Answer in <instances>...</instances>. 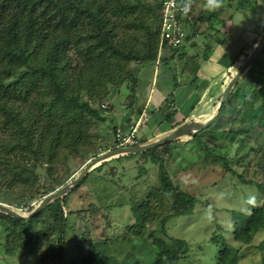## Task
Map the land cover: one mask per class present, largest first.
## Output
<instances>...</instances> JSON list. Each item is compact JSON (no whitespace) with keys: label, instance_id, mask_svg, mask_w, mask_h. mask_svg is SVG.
<instances>
[{"label":"rangeland","instance_id":"374dc122","mask_svg":"<svg viewBox=\"0 0 264 264\" xmlns=\"http://www.w3.org/2000/svg\"><path fill=\"white\" fill-rule=\"evenodd\" d=\"M199 1L203 5V9L209 11H203V17H206L207 20L200 22V24L197 22L200 28L197 35L191 38L188 43L186 42L187 44L185 43L183 47H179L183 54L182 58L176 55L175 59L169 61L166 65L161 63L160 65H155V68L154 66L148 67L150 72L149 74L147 73V76L146 73H142L144 67L147 65L144 67L140 66V64L130 65L134 78L139 75L137 77L139 79L137 89H139V94L142 98L136 97L137 94L135 96L131 95L129 93L131 86L123 85L119 89L110 90L108 96L101 103H99L97 98H93L92 101L90 100L89 103L93 107L101 109V120L96 121L85 117V119L91 120V124L85 126L86 130L82 128L85 135L86 133L88 134V136L86 135L87 138H85L87 144H80L76 149L72 147L66 148L65 146H58L54 149L47 145L49 139H45L49 138L50 135L58 134L56 127L63 128L65 122L63 119H59L62 114L60 104L43 103L39 98L37 89L34 90L26 103L22 98L14 99V97L9 99L8 103L13 101V105L11 107L8 105L10 110L7 113L6 121L4 120L5 115L0 114V126L4 127L11 123L14 124L17 120H24V118L28 120V117L24 114L25 112H30L32 116L31 121H29L31 127L29 130L31 133L30 146L37 150H40L43 146L46 151L44 159L47 161H41V164L37 165L40 168L37 169L36 173L41 179L42 184L47 186L48 182L54 180L53 177L59 178V176H63L66 179L65 176L69 177L71 175L70 178H72L75 173L77 175L80 174L83 170L82 168L96 156L114 150V127L119 124L117 127L127 132L128 127L133 122L129 126L127 122L122 124L121 118L115 115L117 112L121 113V111H124L126 106L132 108L133 117V115L135 116L140 112L142 102L144 107L148 103L151 104L150 121L145 127H143L144 125L139 126L137 130L139 137H144L148 133L147 137L150 139L154 136H159L160 133H171L170 126L164 129L161 125L162 121L168 123L162 114L165 115L166 112L171 110L166 109V106L169 104L166 100L169 94L171 95V99L172 95L174 99V91L178 85H182V87L186 86V89L182 90V92L192 89L196 91L197 96L201 94L203 84L199 81H194L189 71L190 69L193 72L195 71L194 69L197 64H194V62H202L205 57H208L209 49L206 50L208 43H210L211 49V47L215 48L219 43V45H222L228 41L226 46H229L230 49L227 51L230 58L235 60L241 49L247 46V36L245 35H247L249 25L253 22V11L239 9L237 5L238 0L233 2L223 0V5L219 9L229 11L231 17L233 16L232 22L237 24V26L233 27L228 39L226 36L220 34H217L213 39H209L210 33L219 29L218 22L215 16L212 15V11L205 7L206 0ZM151 2L152 0H149V3ZM193 7V17L197 19L199 17L198 3L194 4ZM253 8L254 2L251 1L250 9L253 10ZM184 29L188 34L189 27H185ZM123 32L125 33V30L121 27L120 34ZM241 35L244 38H241ZM68 56L71 66H74L77 62L75 54L69 53ZM242 59L243 56H238L236 61L240 64ZM260 63L261 65L259 66ZM254 65L252 66V73L249 74L250 77L248 79L244 78L241 85L242 94H247L255 89L256 81H260V87L264 89V53L258 57ZM229 79H226L225 84L230 82ZM175 85L176 88L173 89ZM128 95H131V97H127ZM197 96L195 97L197 98ZM33 98L37 102L36 106H31V103L35 101ZM80 98L83 101L86 100L85 93H82ZM197 99L200 103L195 104ZM197 99L185 104L178 103L179 106L181 104L178 111L183 115L182 117L185 121L194 118L199 124H202L214 117L216 106H214V111H212L210 97L207 95ZM240 100V96L236 95L232 101L227 102L219 112V118L210 124L213 129L218 124L215 132L224 131L229 126L238 132L244 131L242 134L237 133L235 135L232 145L231 142L228 146H225L226 142L224 141H220V144H217L218 142L215 140L208 141L205 144L209 146V149L205 152L198 145L202 141V137L194 140L191 136H185L158 148L157 153L161 157L157 156L164 158L160 163H154L156 159L151 158L154 161L152 162L149 156L142 157L141 154L137 153L109 159L103 163L101 169L90 171L79 184L78 189L66 195L64 205L68 212L72 211L75 213L77 212L76 210H88L90 206H95L98 208V211L93 216L81 213L79 216L80 221L78 217L77 219H75V216L68 217V220L72 223V231H69L65 236L67 240L66 245L63 247L64 259L61 264H72L73 259H77V256L85 254L74 243L75 235L82 232L84 228L89 233L85 237L87 241H98L87 247L89 254L102 252L105 257L111 260L113 255H117V259L124 258L132 261L133 256L137 253L136 257L138 259L136 260L138 261L136 263H139L141 259L138 252H141L142 249H148L150 243L153 242V236H155L157 240L166 243L170 249H173L172 239L181 240L187 244V251L177 264H220L217 262V259L221 258L220 252L223 249V245L216 244L213 237L221 232L224 235L225 242L231 246V248L226 250L231 249L233 251L234 248L236 249L238 255V262L236 264H264L263 233H257L250 244L242 245L233 240V229L232 234L230 231V228H233V225L231 227V223L233 222L234 214H250L254 208L262 204L263 198L260 197L257 188L249 184V182H260V178L253 174L250 167H240V179L228 174L223 170L222 161L219 158L223 152H225L231 161L241 156V154L236 155L239 151L237 141L239 137H247L246 145L250 144L252 140L254 146H258L264 137V134H262L263 129L257 124L256 129H251L255 134L246 128V125L240 126L238 124L241 117L235 112L237 108L236 104H239ZM132 104L133 106L131 107ZM161 105L163 106L162 109L164 108L161 112L162 114H160L162 117L159 118L158 122L154 123L155 109L157 110ZM2 106L0 104V108ZM52 106L55 108V112L50 111ZM111 106H113V112L108 118V109ZM260 106L261 102H257L256 108L258 109ZM172 107L171 112L174 111L175 113L172 114V119L169 121L170 125L176 124L177 109L175 101ZM241 110L244 115L248 114L249 110L245 101ZM126 112L130 113L129 111ZM205 116H209V119H205ZM51 124H54V127L52 131H49L48 128ZM82 129L78 125L74 129L75 133L73 137L78 134L82 135ZM156 130H160V132ZM154 131L155 133L153 134L152 132ZM10 135L11 137L6 133L0 132V141H4L6 145L5 149L0 150V173L4 176L0 177L1 184L5 180L21 179L22 177L23 181H25L31 177V173L29 171L23 172L22 164L25 165L26 169H30V166H33L34 163L32 158L28 159V154L22 157V153L17 151L19 141L24 136L20 137V133L17 130H12ZM210 135H212L211 133H209V137L213 138ZM64 136H68V134L66 133ZM40 141H42V144H40ZM22 144L23 146L25 145V140ZM219 146H224V148L221 150ZM7 149H11L12 151ZM51 154H56L55 159L47 156ZM27 159L28 161H26ZM50 164H57L56 169L52 170L53 174L50 173ZM159 164H163L162 173L172 182L173 187L183 194L196 199L191 214L177 217L170 216L172 202L167 198H162L161 186H159ZM19 166H22V168ZM21 169L23 175H16V173H20ZM47 172L51 178L48 177ZM55 173L57 174L56 176ZM70 178L67 182L73 180H70ZM55 185L53 183V186ZM37 203H39L38 200L32 199L27 204L28 206L20 210V214L27 215L31 211L29 208H33ZM143 203L145 205L143 211H141L138 206ZM66 209L64 210L67 212ZM87 217L89 221H87ZM165 217L171 218L162 222L161 220ZM136 223L137 225L144 224V245H142L141 240L135 239L132 235L135 229L137 230ZM128 226L132 227L127 229ZM124 236L125 238L123 239ZM16 237L18 238V233H16ZM105 239H107V242H104ZM109 241L112 244L108 243ZM4 242L5 234L0 226V264H54V258L47 251L49 244H32L21 250L16 245L18 254L16 253L13 257H7L5 256L6 246ZM9 243L13 242L10 241ZM78 243L84 244L85 242L82 240V242ZM83 244L82 247H84ZM142 259L149 260L147 256L143 255ZM124 264H134V261Z\"/></svg>","mask_w":264,"mask_h":264},{"label":"trees","instance_id":"16d2710c","mask_svg":"<svg viewBox=\"0 0 264 264\" xmlns=\"http://www.w3.org/2000/svg\"><path fill=\"white\" fill-rule=\"evenodd\" d=\"M160 1L152 0L149 3V0H0V104L3 105L0 108V114L5 115L4 120H7V113L10 110L9 106L13 105V101L8 103L9 99L14 97V99L22 98L26 103L34 90L37 89L39 98L43 103L60 104L62 114L59 119H63L65 122L63 128L56 127L58 134L50 135L49 138L45 139H49L47 145L54 149L58 146L76 149L80 144H87L85 138H87L86 135L88 136V134L86 133L85 135L83 129L91 124V120L85 119V117L96 121L101 120V109L93 107L89 103L90 100L97 98L99 103H101L108 96L110 90L119 89L123 85L131 86L129 93L134 96L137 94L136 97H140L139 89H137L139 79L137 77L134 78L130 65L140 64L142 67L151 64L157 66L161 63L166 65L169 61L174 60L176 55L179 58L183 57L179 48H168L167 50L171 52V55L167 58H162L159 55ZM196 1L193 0L192 2L195 3ZM251 1L253 0H238V8L254 11V8L253 10L250 9ZM193 12L194 7L191 4L190 16L193 15ZM202 17L201 12L198 18L202 19ZM198 18L196 20H194V17L191 18L187 24L186 27H189V31L188 34L186 32L183 45L197 35ZM120 25L125 30V33L120 34ZM69 53H74L76 56L77 62L74 66H71ZM239 55L235 58L237 59ZM247 57L248 54L243 55L241 63L236 65L234 72H237ZM256 61L235 84L223 106L227 102L232 101L236 95L240 96L241 100L239 104H236L235 112L241 117L238 124L240 126L246 125L249 130L256 129L257 124L263 129L262 134H264V89L260 87V81L255 82V89L251 92L247 94L241 93V85L244 78L248 79L250 77L249 74L252 73V66H255ZM175 88L176 85L173 89ZM82 93L86 95V100L84 101L80 98ZM131 95L127 97H131ZM166 101L169 102L166 109L172 110L174 104L173 95L171 99L169 94ZM244 101L249 110H247V115H244L241 110ZM257 102H261V106L258 109L256 108ZM36 105V100L31 103V106ZM162 105L157 108L160 114L164 110ZM112 107L108 109V118L113 111ZM143 108L142 102L140 112L136 113L137 115L135 116L133 115V117H136L135 119L140 115ZM147 108L150 110V103H148ZM131 109L130 106H126L124 110L132 113ZM171 110L166 112L165 115L162 114L168 122L172 119V114L175 113L174 111L171 112ZM50 111L55 112L56 110L52 106ZM24 115L28 117V120L24 118V120H17L14 124L11 123L4 127L0 126V132L6 133L9 137H11L10 132L12 130H17L20 133V137L24 136L19 141L17 151L22 153V157L28 154V159L32 158L34 160L30 169H26L25 165L22 164L23 172L29 171L31 173V177L25 181H23V177L21 179L14 178L15 181L12 179L5 180L3 184L0 181V203L9 206L17 213H20V210L28 206L27 204L32 199L38 200L40 203L44 197L56 191L57 188L70 183L67 180L71 176H65L66 179L63 176H59V178L53 177L54 180L48 182L47 186L42 184L36 173L37 169L40 168L37 165L41 164V161L46 160L44 159L46 151L43 146L40 150L33 149L30 146L31 133L29 130L31 127L29 121H31L32 116L30 112H25ZM78 125H80L81 129L83 128V133L73 137L74 129ZM216 126L218 127V124L215 125V129L217 128ZM53 127L54 124H51L48 128L49 131H52ZM114 128L116 130V127ZM215 129L211 125L202 132L192 135L194 140L203 138L198 143L201 150L206 152L209 146L205 143L214 140L218 142L217 144H220V141H224L226 142L225 146H228L230 142L232 145L235 135L244 133V131L238 132L230 128V126L224 131L215 132ZM66 133L68 136H64ZM209 133L212 134L210 136L213 138L209 137ZM24 140L25 145L23 146ZM246 140H248L247 137H239V140H237L239 151L236 155L241 154L240 157L237 156L238 159L231 161L225 152L219 157L222 161V168L226 173L240 179V167H250L253 174L260 178V182H249V184L257 188L260 197L263 198L262 204L254 208L250 214H234L233 222L231 223L233 228H230V231L232 234L233 229V240L242 245L250 244L257 233L264 234V137L258 146H254L252 140L250 144L246 145ZM42 141H40V144H42ZM139 142L140 144L146 143L143 139H140ZM116 145H114V148L117 147ZM5 146V142L0 141V150L5 149ZM158 148L139 154L142 157L149 156L152 162H154L152 159H156L154 163H160L164 158L157 156L159 155L157 153ZM223 148L224 146L220 147L221 150ZM7 150L12 151L11 149ZM53 153L55 152L53 151ZM47 156L55 159L56 154ZM56 165H49L50 173L53 174L52 170L56 169ZM162 165L159 164L158 166L159 186H161L162 198H167L172 202L170 216L177 217L191 214L196 199L183 194L173 187L172 182L162 173ZM22 166L19 167L22 168ZM102 166L103 163L97 165L94 169L99 170ZM0 175L2 174L0 173ZM16 175H23L22 169ZM47 175L51 178L48 172ZM76 176L77 173L70 180ZM53 183L56 185L53 186ZM78 186L74 190H77ZM65 199L66 196L63 199L52 201L29 221L18 220L0 212V226L5 234V256L13 257L18 249L21 250L32 244H49L47 251L54 258V264L56 260V264H61L64 259L63 247L66 245L67 240L65 236L69 231H72V223L68 220V217L75 216V219L78 217L80 221L79 216L81 213L93 216L98 211L95 206H90L88 210H76L77 212L75 213L72 211L68 212L64 205ZM144 205L145 203L139 205V210L143 211ZM34 207H30L29 210L32 211ZM169 218L165 217L161 221L164 222ZM87 221H89L88 217ZM136 226L137 230L135 229L132 235L135 239L141 240L142 245H144V224L137 225L136 223ZM131 227L128 226L127 229ZM16 233H18V238ZM88 235L89 233L85 228L82 232L75 235V242H73L85 254L73 259L72 264H124L132 261H134V264H177L187 251V244L184 241L172 239L173 249H170L166 243L157 240L153 236V242L150 243V247L138 252L141 259L139 263H136L138 261L136 260L138 259L136 257L137 253L133 256L132 261L124 258L117 259V255H113L111 260L105 257L102 252L89 254L87 247L98 241H87L85 237ZM82 240L87 244L78 243L82 242ZM106 240L104 242H107ZM213 240L216 244L223 245V249L220 252L221 258L217 259L218 263L236 264L238 262L236 249L234 248L233 251L231 249L226 250L231 248V246L225 242L223 233L219 232L218 235L213 237ZM10 241L13 243L10 244ZM108 243H111V241ZM82 244L84 247H82ZM16 245L20 248L17 249ZM262 247L264 248V246ZM142 255L147 256L149 260H143Z\"/></svg>","mask_w":264,"mask_h":264},{"label":"crops","instance_id":"0c3cea01","mask_svg":"<svg viewBox=\"0 0 264 264\" xmlns=\"http://www.w3.org/2000/svg\"><path fill=\"white\" fill-rule=\"evenodd\" d=\"M253 1L255 6H254V11L251 12L254 15V19L253 22L249 25V30L247 31V35H245L247 36V46L241 49L239 56H243L244 54H249L252 51L253 47L256 45V43L259 41V39L264 35V0H253ZM197 3L199 7V13L202 12V16H203V11H207V10L203 9L202 7L203 5L200 3L199 0H197L195 3L193 2L192 4L194 5ZM211 13H214L213 15L215 16L218 22L217 24L219 26V29L210 33L209 39L215 38L217 34L226 36L228 39V36H230L233 27L237 26V24L232 22L233 16L231 17L229 11H225L224 9H218L212 11ZM191 18H193V15L191 16ZM194 20H196V18ZM206 20H207L206 17H202V19L198 18V24ZM197 29L200 30L199 26L197 27ZM241 38H244V36L241 35ZM227 42L222 45H219L220 44L219 43L215 48L211 47V49H210V43L206 45V50L209 49L208 57L204 59L202 62H194V64H197L196 68L194 69L195 71L194 72L190 71V76L194 79V81L196 82L199 81L203 84L201 94L197 96L196 91H193L192 89L182 92V90L186 89V86L182 87V85H178V87L174 91V101L177 109V117H175L176 124L170 125L169 122L167 123L165 121L164 122L160 121L164 129L169 128L170 126V130H173L174 128L180 126L181 124L188 122L198 123V121L194 118L190 119L189 121H185L184 118L182 117L183 115L180 114L178 109L180 108L181 104L191 102L192 100H196L201 96L207 95L210 97V105L212 107V111H214V106H217L218 98H221L222 93L227 85L225 84L226 79L230 76L232 72H234V70L236 69V65L238 64L236 58L235 60L230 58L229 53L227 51L230 49V47L226 46ZM159 55L162 58H167L171 55V52L167 50ZM152 66H153L152 64L145 66L144 71L142 73L143 74L146 73L147 76V73L149 74L150 72L148 67H152ZM195 96H197V98ZM178 103H181L180 106L178 105ZM198 103H200V101L197 99L195 104ZM150 112L151 111L149 110L148 122L150 121ZM155 112L156 113H154V119H155L154 123L158 122L159 118L162 117L156 109ZM115 115L121 118L120 120L122 124H125V122H127L128 126L136 118V117H132V113H128L125 110L121 111V113L117 112L115 113ZM205 117H206L205 119L207 120L209 119V116H205ZM117 126H119V124L116 125L115 127L118 128ZM145 126L146 125H144L143 127ZM156 131L160 132V130H156ZM152 133L154 134L155 131ZM153 134L151 135L153 136ZM168 134L170 133H166V132L160 133L159 136H154L149 139V137H147L148 136L147 133L144 137H139V139H143L146 141V143H150Z\"/></svg>","mask_w":264,"mask_h":264},{"label":"water","instance_id":"95a60500","mask_svg":"<svg viewBox=\"0 0 264 264\" xmlns=\"http://www.w3.org/2000/svg\"><path fill=\"white\" fill-rule=\"evenodd\" d=\"M264 53V35L259 39L256 43L250 54L248 55L246 61L242 64L236 74L232 77L231 81L225 87L222 96L219 100L216 113L212 119L209 121L199 124V123H184L178 127H176L172 132L162 138L157 139L156 141L150 143L139 144L136 146L128 147V148H116L111 151H107L103 154L98 155L94 159H92L88 164L85 165L82 172L77 175L69 184L59 188L55 192L47 195L42 199V201L27 215H23L20 213L15 212L9 206L0 203V212L6 215H9L15 219L29 221L31 218L36 216L39 212H41L49 203L56 199H63L67 194L72 192L86 177V175L93 170L97 165L108 161L109 159L122 156V155H130V154H137L146 152L163 145L172 143L182 137L185 136H192L195 133H199L210 126L213 123L218 115L219 110L225 103L226 99L228 98L230 92L232 91L235 84L238 80L242 77V75L247 71V69Z\"/></svg>","mask_w":264,"mask_h":264},{"label":"built area","instance_id":"2783aa9c","mask_svg":"<svg viewBox=\"0 0 264 264\" xmlns=\"http://www.w3.org/2000/svg\"><path fill=\"white\" fill-rule=\"evenodd\" d=\"M193 0H161L159 19V54L168 48H179L183 45L186 35L185 27L191 20L190 6ZM192 2V3H191ZM148 106V104H147ZM144 110L128 127V131L124 132L120 128H116L114 133V142L116 146L127 148L139 145V136L137 130L140 125H146L149 120V110ZM141 127V126H140Z\"/></svg>","mask_w":264,"mask_h":264},{"label":"clouds","instance_id":"9594fccd","mask_svg":"<svg viewBox=\"0 0 264 264\" xmlns=\"http://www.w3.org/2000/svg\"><path fill=\"white\" fill-rule=\"evenodd\" d=\"M223 5V0H206V4H205V7H207L210 11H215V10H218L219 8H221ZM254 48V47H253ZM250 54V53H249ZM248 54V55H249ZM246 61V60H245ZM242 66V65H241ZM239 70V69H238ZM237 70V71H238ZM235 71V70H234ZM236 74V72H232L230 74V76L227 78V80L229 79V81H231L232 77ZM226 80V81H227ZM228 85V84H227ZM229 97V96H228ZM220 100V99H219ZM219 103V101H218ZM218 103H217V106H218ZM217 106H216V109H217ZM220 111V110H219ZM219 116V115H218ZM218 118V117H217ZM190 123V122H189ZM192 123H195V122H192ZM192 137V136H191ZM116 148H121V147H115ZM128 148V147H127ZM105 153V152H104ZM105 163V162H103ZM102 164V163H101Z\"/></svg>","mask_w":264,"mask_h":264}]
</instances>
